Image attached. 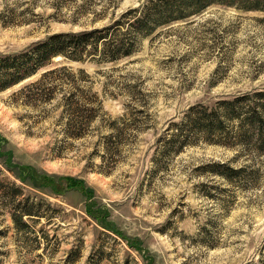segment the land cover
I'll list each match as a JSON object with an SVG mask.
<instances>
[{"label": "rangeland", "instance_id": "1", "mask_svg": "<svg viewBox=\"0 0 264 264\" xmlns=\"http://www.w3.org/2000/svg\"><path fill=\"white\" fill-rule=\"evenodd\" d=\"M144 1L0 0V52L112 23ZM5 7L15 9L2 17ZM64 63L85 69L79 88L91 91L92 111L71 124L61 92L44 101L22 90ZM262 85L264 11L214 3L117 62L54 57L0 89V264H264V155L202 141L175 153L160 141L189 106ZM216 163L258 173L227 181ZM23 168L61 194L21 182Z\"/></svg>", "mask_w": 264, "mask_h": 264}, {"label": "trees", "instance_id": "2", "mask_svg": "<svg viewBox=\"0 0 264 264\" xmlns=\"http://www.w3.org/2000/svg\"><path fill=\"white\" fill-rule=\"evenodd\" d=\"M214 3L242 10L264 11V0H145L141 5L127 8L112 23L77 31L55 32L23 50L0 52V89L33 76L50 64L54 57H62L69 62H117L135 54L141 38L153 34L162 26L185 21ZM13 9L5 7L1 16H8L9 11L13 13ZM86 76L84 68L74 69L65 63L56 64L45 68L37 79L24 85L22 90H28L29 95L44 101H51L55 92H61L62 100L67 103V112L70 113L69 119L71 114L92 111L90 102L83 104V101H89L86 97L91 91L79 88ZM76 84L78 86L74 91L65 93L67 88H75ZM72 122L69 119V124ZM165 131L160 141L175 153L187 145L202 141L232 149L237 152V156L246 154L255 160L264 155V85L219 97L212 104L197 103L189 106L177 121L169 122ZM3 144L4 140L0 138V148ZM213 166L218 169L211 170V173L227 181L240 180L245 174L255 177L258 173L257 169L244 165L234 168L227 163H216ZM15 175L21 182L51 187L55 194L62 192L61 183L57 184L51 178L38 179L39 176L28 168L20 169L19 174ZM60 180L73 187L77 186L71 184L74 181L72 179ZM87 212L97 218L95 213L90 210ZM103 228L123 238L116 230L106 226Z\"/></svg>", "mask_w": 264, "mask_h": 264}]
</instances>
